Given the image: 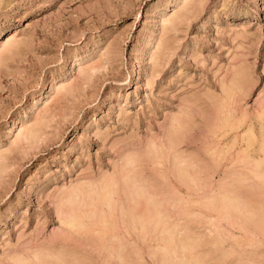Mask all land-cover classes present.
<instances>
[{
    "label": "rangeland",
    "instance_id": "rangeland-1",
    "mask_svg": "<svg viewBox=\"0 0 264 264\" xmlns=\"http://www.w3.org/2000/svg\"><path fill=\"white\" fill-rule=\"evenodd\" d=\"M263 162L264 0H0V264H264Z\"/></svg>",
    "mask_w": 264,
    "mask_h": 264
},
{
    "label": "bare ground",
    "instance_id": "bare-ground-1",
    "mask_svg": "<svg viewBox=\"0 0 264 264\" xmlns=\"http://www.w3.org/2000/svg\"><path fill=\"white\" fill-rule=\"evenodd\" d=\"M166 20H167V19H166ZM11 37H12V36H11ZM7 39H8V38H7ZM9 39H10V37H9ZM137 52H139V51H137ZM142 53H143V52H142ZM140 54H141V53H140ZM135 55H136V53H135ZM137 56H138V55H137ZM135 57H136V56H135ZM139 58H140V57H139ZM139 58H138V59H139ZM134 60H135V59H134ZM139 61H141V60H137V62H139ZM134 64H135V63H134ZM137 68H138V67H137ZM142 69H143V67H142ZM137 70H139V69H137ZM140 70H141V69H140ZM144 70H145V69H144ZM142 72H143V71H142ZM140 73H141V72H140ZM136 75H137V74H136ZM138 78H139V77H138ZM142 78H143V77H142ZM56 88H57V87H56ZM56 88H55V89H56ZM178 124H179V123H178ZM30 130H31V129H30ZM19 132H20V131H19ZM19 134H20V133H19ZM15 138H17V137H15ZM258 158L260 159V157H258ZM263 164H264V162H263ZM127 179H128V178H127ZM109 186H110V185H109ZM112 187H113V186H112ZM89 191H90V190H89ZM80 192H81V191H80ZM107 200H108V199H107ZM107 202H108V201H107ZM107 202H106V203H107ZM111 204H112V203H111ZM111 204H110V205H111ZM113 204H114V203H113ZM159 204H160V203H159ZM156 209H157V208H156ZM73 217H74V216H73ZM135 219H136V218H135ZM149 219H150V218H149ZM151 220H152V219H151ZM69 221H70V220H69ZM147 221H148V220H147ZM70 222H71V221H70ZM72 224H73V223H72ZM76 224H77V223H76ZM139 224H140V223H139ZM113 228H114V227H113ZM142 228H143V227H142ZM168 237H169V236H168ZM179 240H181V239H179ZM185 245H186V244H185ZM184 249H185V248H184ZM36 258H37V257H36Z\"/></svg>",
    "mask_w": 264,
    "mask_h": 264
}]
</instances>
